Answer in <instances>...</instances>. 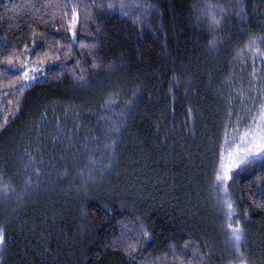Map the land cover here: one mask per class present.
Here are the masks:
<instances>
[{
  "label": "trees",
  "instance_id": "obj_1",
  "mask_svg": "<svg viewBox=\"0 0 264 264\" xmlns=\"http://www.w3.org/2000/svg\"><path fill=\"white\" fill-rule=\"evenodd\" d=\"M263 83L264 0H0V264H264Z\"/></svg>",
  "mask_w": 264,
  "mask_h": 264
},
{
  "label": "snow or ice",
  "instance_id": "obj_2",
  "mask_svg": "<svg viewBox=\"0 0 264 264\" xmlns=\"http://www.w3.org/2000/svg\"><path fill=\"white\" fill-rule=\"evenodd\" d=\"M25 76H27V72H25ZM261 119H264V106L261 109ZM255 124V119H254ZM243 152V155L240 152ZM262 153H264V126H257L255 128H249L244 136L241 138L240 144L237 146V150L235 153L230 152L228 154L229 163L226 167V170L218 173L216 179L218 184L223 183L224 181L230 180L232 177L230 175L233 168H239L243 164L251 163L252 159L259 157ZM225 200H226V192H225ZM227 202V201H226ZM229 214L231 215V205H228ZM230 235L234 239V241L239 243L241 240L242 229L232 228L231 224H229ZM4 242L3 234L0 233V244Z\"/></svg>",
  "mask_w": 264,
  "mask_h": 264
},
{
  "label": "rangeland",
  "instance_id": "obj_3",
  "mask_svg": "<svg viewBox=\"0 0 264 264\" xmlns=\"http://www.w3.org/2000/svg\"><path fill=\"white\" fill-rule=\"evenodd\" d=\"M36 69L35 68H28L25 72H27V76H25L26 80H32L36 74ZM35 73V74H34ZM25 74V73H24ZM261 89H264V83L262 85V87L260 86ZM261 109L262 107L259 109V111H257L256 113L252 114L246 121L245 126L242 129L237 130V133H232L231 137L227 140V145L221 155V158L219 160V170L216 172V177L218 175V173H221L222 171L226 170V167L229 163V158H228V154L230 152L235 153L237 150V146L240 144L241 142V138L244 136V133L249 129V128H255L257 126H264V119H261ZM254 119H255V124H254ZM241 155H243V152L241 150L240 152ZM264 153H262L260 156H262ZM259 156V157H260ZM259 157L252 159V162H255ZM251 163H247V164H243L241 165L239 168H233L230 175L231 177H233L237 172L241 171L242 169L246 168L248 165H250ZM232 178L230 180L224 181L221 184H218L217 179V185L219 188V191L221 192V195L223 196V198L225 199V192H226V200L228 199V187L229 184L231 182ZM232 227V226H231ZM234 228V227H232ZM0 260H1V256H0Z\"/></svg>",
  "mask_w": 264,
  "mask_h": 264
}]
</instances>
